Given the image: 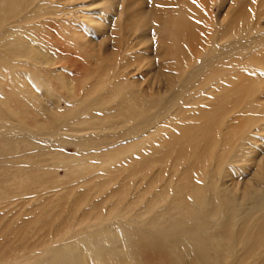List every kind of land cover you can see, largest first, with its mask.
<instances>
[{
	"label": "rangeland",
	"instance_id": "rangeland-1",
	"mask_svg": "<svg viewBox=\"0 0 264 264\" xmlns=\"http://www.w3.org/2000/svg\"><path fill=\"white\" fill-rule=\"evenodd\" d=\"M48 1L49 6L46 11L57 12L58 15L56 13V16H42V18L29 16V22L26 18L23 23L24 26L13 27L11 38H0V95L3 96L0 97L1 134L7 128L15 127L22 130L23 128L47 129L49 125L47 113L55 114L58 112L57 109H60L58 113H73L86 105L88 101H95L96 105L99 106L100 102L98 101L101 100L102 104L104 102L106 107L109 106L108 111L111 113L106 114L104 111L99 112L97 115L94 112L89 113L80 120L69 124V128H86L90 124H97V121L93 122L94 119L99 122L102 121V123L114 119L115 123L118 124L116 120L122 119L126 113H138L141 109L150 106L140 96L141 92L146 93L147 90V96L150 93L148 90L164 93L166 90L164 84H159L161 78L165 74L172 73H170V70L173 71V67L176 66L175 60L183 61L191 52L196 54L200 43L203 44V47L204 44L207 46V39L211 36L216 38L219 32L231 27L236 30L238 25H246L249 19L254 16L260 21L258 23L264 27V0L249 1L247 5L240 9L235 7L238 0H181L182 2L180 0ZM14 4H18V2L13 0L9 6L0 8V21L5 14L11 16V12L16 10ZM11 5L13 6L11 7ZM157 9H161L163 12L169 11V21L166 29V38L170 43L166 50L169 54L162 48L157 51L154 39L156 37L155 28H157L155 22V11ZM126 12L130 13L127 14ZM132 13L138 14L135 17L143 20L145 22L144 26L138 28L135 32L132 31L133 28L126 29V31L120 29L122 26L118 28L117 24L120 21L118 22L116 18L120 17L124 21ZM187 15H189L190 20H187ZM175 33L177 35L174 37ZM126 35L130 37H126ZM119 38L123 39L119 40ZM124 38H140V43L137 47L127 50ZM126 40L128 41V39ZM165 51L168 54L167 58L158 56L157 53L163 55ZM38 56H40L43 64H40ZM249 57L254 59L259 57L257 60L264 62V55L252 54ZM144 60L151 61L149 63L151 66L147 65V61ZM138 64H142L140 71L137 68ZM189 65L196 66L195 63ZM251 74L244 73L247 83L245 94L248 96L255 93L256 95L261 90L259 96L261 95L263 98L257 96L256 101L249 102L243 111L234 117L235 134L226 139V145L219 149H212L207 146L205 150H201L202 152L195 158L197 163L195 168L192 172H189L187 167L188 169L185 168L187 172L198 175L199 168H208L210 173H214L208 166L210 159L212 160L211 166H215L221 157L226 156L232 148L238 146L241 138L247 137L254 130L264 128V106H260L264 102V72H260L261 78L258 81H251V78H249ZM209 92H212V90ZM126 94L129 98L125 100ZM220 94L218 89H214L209 96L208 101L215 105L213 109L220 108L223 105V98H219ZM115 101H117V104ZM204 103L206 104V102ZM143 106L145 107L143 108ZM261 113H263L262 119L260 118ZM169 127L165 125V129L162 128V131L168 130ZM165 133L154 131V133L139 139L138 142L128 143V146L125 145V147L120 144L119 140H116L109 149L107 148L106 151L108 152L99 153L101 156H97V154L81 155L78 150L79 147H84L82 153L87 154L100 151L98 148L93 147V143L96 144L97 141V144L100 143L96 137V142L95 140L92 142L86 139L85 143L80 141V146L69 139L70 132H65L63 144L59 143L44 149L24 138L10 139L0 134V209L7 206V209L4 212L0 210V213H5L3 216H8L3 219L7 225H4V229L0 227V243L6 241L11 244L5 248V253L0 252V264H50L48 259L44 261L45 256L60 249L69 252L82 251L83 257L79 258L82 264H103L100 263L101 257L98 256L101 254V250L95 247L89 248L91 242L84 241L91 233L98 231V228L101 227L100 229H102L108 226L109 230L115 231V226L118 223H126V219L133 220L136 217L134 220L141 223L142 220L146 221L153 216L155 218L159 216H171L173 218L175 215L182 213L180 200L185 195L193 193L197 182L194 178L198 176L188 177L184 170L178 171L176 169V164L179 162L184 166L186 159L182 156H177L167 163L166 161L159 163L155 159H151L162 154V148L165 147L166 140L162 137H165ZM43 134H46V132ZM87 134L89 135L90 132H87ZM87 134L78 133L74 135L82 138V135ZM104 134L107 135L108 132L105 131ZM97 138H102V136ZM256 139L257 146L260 147L254 151V164H257L259 158L264 156V134L259 135ZM108 140V138H105L104 145L111 143ZM110 149L112 151L109 152ZM151 155L153 156L150 158ZM64 159H67V161ZM150 159L151 161H149ZM77 160H80L81 163H78ZM136 160L138 161L136 162ZM70 161L71 163H69ZM109 161L111 164L115 162L117 164L111 166ZM142 161L146 162L143 164ZM75 162L77 167L80 168H76L78 170L73 172L72 168L75 169L76 164L73 165L74 167L72 164ZM82 162L86 164L82 165ZM67 164L71 165L72 168L69 169L71 166L66 168ZM127 164L128 166H126ZM149 165L150 167H148ZM133 166L137 167L135 173L137 174L140 170L139 173L142 176L154 171V174L150 177L151 180L157 181V185L153 181L149 185L147 179L143 183V187L147 189L145 193L148 192V195L139 192L138 199L137 196H134L133 201H130L129 196L123 197L122 192L125 190L113 191L117 194L116 196L119 194L123 199L121 196L116 199L115 194L109 195L110 198L107 197V194L103 192L106 191L109 185L121 183L122 186L126 182L128 184L134 174L135 167ZM174 167L175 169H173ZM70 170L72 173H70ZM181 171L183 174H181ZM111 176L112 180H109ZM246 179L245 176L244 180ZM110 182L112 184H109ZM102 183H104L105 189H103L102 186L104 185ZM227 183L230 186L231 180H228ZM76 184L79 185V188ZM71 185L75 188V190L72 189L73 193L68 189V186ZM96 186H99L103 191L99 187L95 188ZM150 187L152 190L149 193L148 189ZM165 187L168 191L165 190ZM97 189L100 192L96 193ZM95 193L97 197H95ZM101 193L103 195L100 196L99 201L101 203H97L95 199L99 198L98 194ZM140 194L143 197V194H145L146 201H148V197H154L150 202L153 207L149 209L151 211L144 206L146 203L143 202V205L140 202L141 200L139 201ZM162 195H165V197L162 198ZM105 196L109 198L110 202L104 200ZM102 200L105 202L102 203ZM77 201L78 203H76ZM96 203L99 204V207L95 205ZM114 203L115 205H113ZM100 207L101 210H99ZM129 208L131 209L129 210ZM81 211H85L87 215L85 213L83 215ZM145 214L149 215L145 216ZM151 214H153L152 217H150ZM104 215L109 216L106 218ZM115 215L117 218H115ZM160 217L158 221H160ZM99 222L103 224H99ZM6 229L7 231H5ZM69 245L71 246L67 247ZM153 260L157 262L156 258L147 256L143 263L147 264Z\"/></svg>",
	"mask_w": 264,
	"mask_h": 264
},
{
	"label": "bare ground",
	"instance_id": "bare-ground-1",
	"mask_svg": "<svg viewBox=\"0 0 264 264\" xmlns=\"http://www.w3.org/2000/svg\"><path fill=\"white\" fill-rule=\"evenodd\" d=\"M16 1L18 2V4H14L16 10H13L11 12V16L5 14L0 21V38H11L13 36V27L24 26V20L27 18L28 21L29 16H36L35 18H42V16L47 17L51 15L56 16L57 12L53 13L46 11L49 6L48 0ZM249 1L252 2L253 0H238L235 7H238L240 9L241 7L247 5ZM11 2H13V0H0V8L9 6ZM45 5L47 7H44ZM12 6L13 5H11V7ZM168 12L169 11L163 12L161 9H157L155 11V22L157 24V28H155L156 37L154 39L157 45V51H159L160 48L166 50L168 49V46H170V43H168L166 38V29L169 21ZM126 13L128 14L130 12ZM136 15L138 14H129L127 19H125L124 21L120 17H117L116 20L118 22L120 21L117 24V26H119L118 28L122 26V28L120 29H124L125 31L126 29L133 28L132 31L135 32L138 28L143 27L145 22H143V20H141L140 18L135 17ZM188 17L189 15H187V20H190V17ZM258 22L260 21H258L254 16L253 18L249 19L246 25H238V28L236 30H233V27H229L231 30L224 29L223 31L218 33V37L216 36V38H212L211 36V38L207 39V46L204 44L203 47V44L200 43L196 54H192L191 52V54L189 56L187 55L183 61L175 60L176 66L173 67V71L170 70V73H172L165 74L164 77L161 78L163 82H161V80L159 82V84L162 83V85L164 84L163 86H165L166 90L164 91V93H161V91L153 92L152 88H150L152 91L148 90L150 92L149 96H147L146 94L147 90L146 93L141 92L140 96L146 102H148L150 106H143V108H145L143 110L140 108L141 111H139L138 113H126V115L122 119L116 120L118 124L115 123L114 119L107 120L103 123L102 121L99 122L98 120L94 119L95 121L93 122L97 121V124H90V126L86 128H69V124L74 121L80 120L83 116L89 113L94 112L95 115H97L99 112L104 111L106 114H110L111 112L108 111V109H110L109 106L106 107V105H104V102L102 104L101 100L99 99L100 101L98 102H100V104H102L103 106H100V104L99 106L96 105L97 103H95V101H88L86 105L73 112L74 114L58 113L60 112V109H57L56 111L58 112L55 114L47 113L46 116L49 123L47 129L23 128L22 130L18 127H15L7 128L2 134L0 133L1 135H5L10 139L24 138L30 143L39 146L40 148L46 149L51 147L52 145H56L59 143L63 144V140L65 139V132H70L71 135L69 139L72 140L73 143L75 141L78 145H80L83 141L85 143L86 139H89L92 142H94V140L96 142V139H98L100 143L97 144L98 141L96 142V144L93 143V147L98 148L100 151L87 154L85 152L82 153L84 147H79L78 149L81 155L97 154L98 156L100 155L99 153H103L107 150V148L109 149V147H111L116 140H119L120 144L125 147V145H127L128 143L138 142L139 139L144 138V136L146 137V135L154 133V131L157 133L166 132L165 134L167 136L165 135V137H162L163 139L166 138L165 147L162 148V154L157 158H154L152 157L153 155H151L150 158L152 157V160L155 159L159 163L161 161H166L167 163L174 160L177 156L184 157L186 159L184 162V166H182V164L179 162L178 164H176V169L178 171L184 170L185 174L188 177L198 176L194 178L197 181L195 183V190L193 191V193L191 192L190 194L185 195L182 200H180V205L183 211L182 213L175 215L173 218L171 216H159L160 221H158L159 217H152L153 214H151L150 217L152 218L146 221L142 220L140 223L137 222L138 220L135 221L134 219L136 217H134L133 220L126 219V223H118L115 226V231L109 230L108 226H106L102 229H100V227L98 228V231L91 233L88 237H86V239H84V241L91 242L89 248L95 247L98 250H101V254L98 255L99 257H101L100 263L145 264L143 263V261L147 256H151L154 257V259L156 258L157 262L153 260L152 262H149L147 264H264V156L259 158L260 160L257 161V164H254L253 162L254 151L258 150L260 147L257 146L256 138L259 135L264 134V128L261 127L260 130H254L252 128L254 131L250 134L248 133L249 135L247 137L244 136L243 138H241L238 146L232 148L226 156L221 157V159L215 166H211L212 160L210 159L208 166L214 173H210L208 168H199L197 171L198 175H196L195 173H189L190 171L192 172V170L195 168V165L197 164L195 158L202 152L201 150H205L207 146L211 147L212 149H219L223 145H226V139L232 137L235 134L234 117L238 116L243 111L245 106L249 104V102L253 103V101H256L257 96L263 98V96H259L261 90L256 95L255 93L248 96L247 94H245L247 83L244 77V73H252L249 76V78H251V81H258L261 78L260 72H264V62L261 60H257L259 59V57L256 59H254L253 57V59L249 57L250 55L252 56V54H258L260 56L264 55V27ZM176 35L177 34L175 33L174 37ZM127 36L129 35H126V37ZM120 39L122 40L123 38H119V40ZM126 39H128V41ZM139 39L140 38H124V42L126 41L125 48L127 50H131L134 47H137L140 43ZM177 39L179 40V38ZM166 51L163 52V55L162 53L161 55L160 53L157 54L161 58H167L169 52L167 51V54ZM37 58H39L40 64H43L40 56H38ZM261 58L263 59V57ZM150 62L151 61L148 60L146 62L147 65H149ZM191 63H195L196 66L193 67L189 65ZM141 65L142 64H138V71H140ZM248 70L251 72L249 73ZM132 86L134 85L132 84ZM214 89H218L221 93L219 98H223V105H221L220 108L217 109H213L215 105L211 104L208 101L209 96L210 94H212ZM210 90H212V92H209ZM126 98H129L127 97V94L125 96V100ZM115 102L117 104V101ZM204 102H206V104ZM263 103L260 104L261 107L264 106ZM109 104L111 105L110 102ZM262 115L263 113L260 114L261 119ZM165 125H168L170 127L168 130L162 131V128H164ZM105 131L108 132L107 135L104 134ZM45 132L46 134H43ZM87 132H90V134L88 135ZM78 133L87 135H82V138H78L77 135H74ZM98 136H102V138H97ZM91 137H93L94 139ZM105 138H108L111 143L104 145ZM110 151L112 150L110 149L109 152ZM151 159L149 161H151ZM65 161H67V159ZM77 161L78 163H81L79 162L80 160ZM137 161L138 160H136V162ZM116 162L112 164H117ZM145 162L142 161L143 164ZM69 163H71V161ZM75 164L76 162L72 164V166ZM83 164L84 163L82 162V165ZM60 165L63 167L61 163ZM67 165L68 166H65L66 168L71 166L69 164ZM72 166L69 169H71ZM126 166H128V164ZM102 167L104 168V166ZM133 167H135L134 174L132 176V179L129 180L128 184L126 182V184L124 183L125 185L122 184V186L121 183L109 186L106 185L108 187L103 193L107 194V197L110 198L109 195L115 194L116 190H125L124 192H122L123 197L126 198L129 196L128 198H131L130 201H133L132 199L134 196H137L138 199L139 192H141L142 194L143 192L145 193V190H147L143 187V183L146 182L147 179L149 185H151V181L155 183L157 182L156 180H151V175L154 174V171L142 176L139 173L140 170L137 173L139 175H137L135 173L137 172V167ZM148 167H150V165ZM187 167L189 168V172L185 170V168ZM76 168L79 169L80 167H77L76 164L75 169L72 168L73 172L75 170H78ZM173 169H175V167ZM182 171L181 174H183ZM70 173H72V171ZM130 174L126 175L129 176ZM245 176L247 177L246 180H244ZM109 178V180H112V176ZM113 178H115V176H113ZM228 180H231L230 186L227 183ZM78 184H76V186ZM102 184L104 185V183ZM109 184L112 183L110 182ZM79 185L77 186L78 188ZM71 186H68V189H70V191H72V189L75 190L73 186L72 188H70ZM98 187L96 186L95 188ZM102 187L103 189H105V185ZM99 189H97L98 191H96V193L100 192ZM103 189L100 190L103 191ZM151 190L152 188L150 187V189H148L149 193ZM165 190H167L166 187ZM113 191L115 192L113 193ZM141 194V198L139 199V201L141 200L140 202L146 203L145 205L143 203V205L146 206V208H148L149 210L152 207V203L150 205V202L154 197H148V201H146L145 194H143L144 197L141 196ZM98 195L99 198H96L95 200L97 201V203H101V201L99 200L101 199L100 196L102 195V193ZM116 195L117 194L114 195L116 199H119L118 196H121L119 194L118 196ZM165 195H162V198L163 196L165 197ZM95 197H97V194ZM105 197L104 200L108 201L109 198ZM123 197L121 196L122 199ZM137 199L136 201H138ZM104 202L102 200V203ZM76 203H78V201ZM85 203L87 202L85 201ZM97 203L95 205H97ZM113 205H115V203ZM97 207H99V204L97 205ZM6 209L7 206L0 210L1 212H4ZM130 209L131 208H129V210ZM99 210H101V207L99 208ZM81 212L82 214L85 213V211ZM3 215H5V213H0V227L4 229V225L7 224L3 219L8 216ZM146 215L149 214H145V216ZM108 216L109 215H107L106 218ZM106 218L105 220H107ZM115 218H117L116 215ZM101 223L99 222V224ZM5 231H7V229ZM8 245L11 244L6 241H2L0 243V252L3 251L5 253V248L8 247ZM70 246L71 245L67 247ZM80 257H83L82 251L69 252L60 249L58 251H55L54 253L50 252L45 256L44 261L48 259V261H50V264H82L79 260Z\"/></svg>",
	"mask_w": 264,
	"mask_h": 264
}]
</instances>
